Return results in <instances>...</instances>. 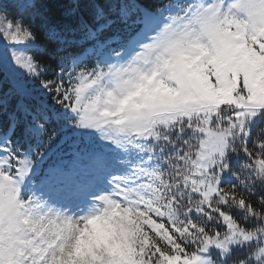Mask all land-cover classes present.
I'll use <instances>...</instances> for the list:
<instances>
[{
    "label": "rangeland",
    "instance_id": "374dc122",
    "mask_svg": "<svg viewBox=\"0 0 264 264\" xmlns=\"http://www.w3.org/2000/svg\"><path fill=\"white\" fill-rule=\"evenodd\" d=\"M193 3L167 11L140 43L108 54L78 83L70 117L81 128L47 160L67 164L63 172L0 146V264H229L242 247L264 263V223L248 232L216 209L228 205L221 185L236 172L264 177L254 160L230 174L237 143L264 115V0ZM34 46L0 13V67L22 92ZM171 130L170 144L159 134ZM131 134L154 136V153ZM211 212L222 232L196 223Z\"/></svg>",
    "mask_w": 264,
    "mask_h": 264
},
{
    "label": "trees",
    "instance_id": "16d2710c",
    "mask_svg": "<svg viewBox=\"0 0 264 264\" xmlns=\"http://www.w3.org/2000/svg\"><path fill=\"white\" fill-rule=\"evenodd\" d=\"M176 7L186 10L196 5L193 0H0V13L35 42L29 51L35 73L28 91L17 90L0 67V146L5 153L10 156L20 151L27 153L20 159L28 160L30 166L47 165L59 152L57 144L68 145L81 128L82 120L70 117L78 104V83L93 78L96 66L108 54L124 51L133 40L148 35L149 24L162 22L168 17L166 12ZM174 17L169 15V19ZM107 62L102 66H111ZM237 152V165L250 160L264 164V115L248 130V138ZM232 162L231 171L240 170ZM24 168H28L26 163ZM235 174L237 180L221 185L228 205L216 209L240 228L254 232L264 223V177ZM217 218L211 212L210 220L195 219L200 226L206 225L208 234L222 232ZM252 253L250 247L238 248L229 264H264L254 262Z\"/></svg>",
    "mask_w": 264,
    "mask_h": 264
},
{
    "label": "bare ground",
    "instance_id": "6f19581e",
    "mask_svg": "<svg viewBox=\"0 0 264 264\" xmlns=\"http://www.w3.org/2000/svg\"><path fill=\"white\" fill-rule=\"evenodd\" d=\"M51 173H53V171L51 172ZM54 174V173H53ZM62 175V174H61ZM55 176V174L53 175V177ZM54 180V179H53ZM70 181V180H69ZM49 181H46L45 182V184H40L39 186L40 187H43L44 186V188H46L47 189V187L48 186H50V184L51 183H48ZM54 185V184H53ZM55 185H57L56 183H55ZM74 185V184H73ZM42 189V188H41ZM71 193H73V192H71ZM98 195H100V194H97L96 195V198H97V200H100V198H101V195H100V198H98ZM70 198V197H69ZM78 206H84V204H83V202L80 204V205H78ZM85 210V209H84ZM99 247V246H98Z\"/></svg>",
    "mask_w": 264,
    "mask_h": 264
}]
</instances>
